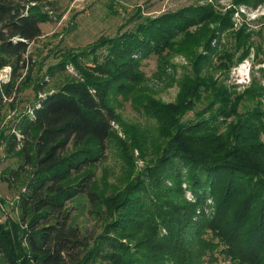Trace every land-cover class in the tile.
I'll return each instance as SVG.
<instances>
[{
	"label": "trees",
	"instance_id": "1",
	"mask_svg": "<svg viewBox=\"0 0 264 264\" xmlns=\"http://www.w3.org/2000/svg\"><path fill=\"white\" fill-rule=\"evenodd\" d=\"M50 5L0 0V70L9 69L0 79V110L15 109L32 81L30 46L52 21ZM234 13L202 3L141 17L135 29L99 40L91 51L68 52L49 69L54 75L72 66L79 76L46 91L47 80L40 82L29 109L0 134L5 153L19 158L5 180L22 186L19 224L9 217L0 222V264H264V83L238 93L218 86L211 71ZM230 35L240 45L250 37L245 28ZM180 37L188 38V51L205 39L194 60L196 76L183 84L176 103L152 100L145 108L161 123L163 152L114 200L106 192L115 183L96 173L115 134L111 96L141 85L144 60L163 58ZM230 52L215 70H228ZM248 55L245 49L239 60ZM200 88L216 94L207 109L189 104ZM131 138V147L147 151L141 132ZM131 167L121 182L131 179ZM79 196L96 221L90 231L74 222L68 207Z\"/></svg>",
	"mask_w": 264,
	"mask_h": 264
},
{
	"label": "rangeland",
	"instance_id": "2",
	"mask_svg": "<svg viewBox=\"0 0 264 264\" xmlns=\"http://www.w3.org/2000/svg\"><path fill=\"white\" fill-rule=\"evenodd\" d=\"M49 1L52 5L47 7V11L52 16V21L42 24V36L30 46L29 52L35 64L32 81L19 95L18 100L14 101L15 109L9 106L0 110V134L10 128L20 111L29 109L40 93L38 87L40 82L47 80L48 85L44 90L46 91L57 89L73 76H79L72 66H69L67 71H58L54 75H50L49 69L68 52L91 51V48H95L94 44H97L96 42L99 40L115 37L125 31L135 29L141 17L158 16L166 11L177 10L193 4L211 3L222 14L232 8L235 12L234 16L232 21L226 22V24L232 26L233 32L245 28L246 34L250 36L244 45H240V41L234 35H230L231 29L230 32L221 33L222 45L218 44L220 51L214 58L216 64L213 67L221 63V58L226 62L228 53H231L230 50L234 54V59L233 63L232 61L227 62L229 65L227 71L215 70L212 67L211 71L219 82L217 85L235 88L236 92L242 93L252 85L264 83V0L257 2L256 5L236 3V0ZM187 40L186 37H180L176 41L180 44L170 49L161 59L152 55L144 60L142 66L146 74L144 82L125 93L117 91L118 93H113L111 96V104L118 115L114 123L115 134L110 140L107 157L102 164L97 165L96 173L103 177H109V180L115 183L106 192L108 196H114V200H117L118 195L120 198L123 190L133 183L137 174L163 152L167 138L161 135V123L152 117L153 113L147 115L145 108L150 107L152 100H158L160 104L166 105L176 103L183 84L188 78L196 76L194 60L197 54L203 50L205 39H203V43L191 47L189 51L186 47ZM182 48H185L184 51L181 50ZM99 49L101 54L106 52L104 46ZM245 49H248L249 55L240 61V54ZM224 53L227 54L226 57H224ZM210 66L212 64L207 65V68ZM8 74V68L0 70V79L6 80ZM199 90L200 92L192 93L194 96L189 97V104L198 109H207L216 94L206 89L200 88ZM254 105L251 103L250 106ZM239 109L243 111L244 106L241 105ZM193 114L194 112H190L187 117H191ZM137 131L139 135L141 132L147 140V151L144 153L140 149L130 146L133 141L131 136ZM3 144L4 141L0 138V222H4L9 217V223H13L15 226L19 224L16 205L22 186L14 182L9 183L5 180V175L10 168L16 167L19 158L7 155ZM126 144L129 149L125 147ZM129 164L133 165L131 179L121 182L119 176L124 177L129 170ZM187 194L189 199L190 193ZM68 207L74 222L81 228L90 231L96 226V221L85 198L81 196L75 198L68 203ZM100 230V228L97 229V231ZM220 264L230 263L225 261Z\"/></svg>",
	"mask_w": 264,
	"mask_h": 264
}]
</instances>
